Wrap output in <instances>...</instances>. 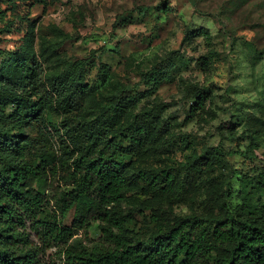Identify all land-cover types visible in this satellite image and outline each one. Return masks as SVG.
Here are the masks:
<instances>
[{"label": "trees", "instance_id": "obj_1", "mask_svg": "<svg viewBox=\"0 0 264 264\" xmlns=\"http://www.w3.org/2000/svg\"><path fill=\"white\" fill-rule=\"evenodd\" d=\"M37 1L44 6V0ZM21 2L0 0V21H5L6 10H15L0 34L10 32L11 23L21 19L16 13ZM32 26L27 24L26 33ZM194 33L208 51L196 65L209 74L216 57L211 35L206 29ZM31 38L23 36L17 48L0 50V264H42L39 255L50 246H59L56 254L62 264H264V171L256 176L242 172L241 199L236 204L229 202L231 180L214 185L207 215L168 217L156 209L151 233L134 241L133 215L121 209L130 191L138 190L161 205L172 206L181 197L177 171L169 167L154 173L146 168L164 143L162 108L136 112L134 99L118 92L97 100L80 70L64 79L70 68L65 69L47 80L50 76L42 72ZM171 67L169 63L154 67L146 80L156 84L155 80L168 77ZM41 76V86L50 96L41 94ZM79 92L91 105L87 118L76 127L67 119L57 126L67 139L60 158L45 153L38 158L37 149L51 132L45 114L71 113ZM185 92L191 99L189 117L203 116L209 88L189 84ZM33 128L40 138L37 143L25 133ZM257 128L244 138L250 149L231 154L254 157L252 146L262 125ZM6 151L13 152V159L2 158ZM215 154L219 152L214 150L208 157L194 151L185 168L195 172L200 159L211 165ZM42 184L47 185L49 197L37 188ZM68 217L70 225L64 223ZM93 224L99 231L97 239L89 236Z\"/></svg>", "mask_w": 264, "mask_h": 264}, {"label": "rangeland", "instance_id": "obj_2", "mask_svg": "<svg viewBox=\"0 0 264 264\" xmlns=\"http://www.w3.org/2000/svg\"><path fill=\"white\" fill-rule=\"evenodd\" d=\"M22 0L16 10L20 20L13 21L10 32L0 34V50H13L24 39L31 43L42 72L48 79L69 69L64 79L75 77L80 70L90 95L97 100L117 92L130 96L137 103L136 112L153 106L162 108L161 123L166 134L158 152L149 159L147 169L157 173L173 168L181 181V197L174 205H161L138 190L130 191L121 209L133 215L130 225L134 241L145 240L153 230L152 216L156 209L164 215H207L211 211L214 185L232 182L231 204L240 202L242 172L256 176L264 171V0ZM6 8V5L2 7ZM5 21L10 20L9 9ZM9 18V19H8ZM33 24L26 33L27 24ZM31 29V30H30ZM206 29L216 57L210 62L209 74L196 65L207 57L203 39L195 31ZM172 67L168 77L154 82L146 77L160 64ZM43 76L40 87L44 86ZM42 83V86H41ZM207 86L210 97L203 116L190 118L191 99L185 86ZM41 94L47 95L45 87ZM76 109L69 114L50 110V134L37 149L38 158L58 159L67 143L61 127L66 119L70 125L87 118L91 105L84 93L76 94ZM49 121H44V125ZM262 125L253 144L250 159L232 152H246L250 144L244 140L250 130ZM56 128L58 131H52ZM37 143V130H26ZM37 139V140H36ZM217 150L211 165L197 162V170L185 168L194 151L210 153ZM230 152V153H229ZM2 158L13 159V152ZM201 164V165H200ZM37 188L47 197V185ZM46 211L51 215L50 205ZM65 224H71L68 217ZM27 222L26 229L30 231ZM31 239L38 242L33 233ZM90 238L97 239V225L90 228ZM59 246L47 247L39 255L42 264H62L56 254Z\"/></svg>", "mask_w": 264, "mask_h": 264}]
</instances>
